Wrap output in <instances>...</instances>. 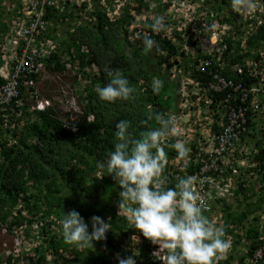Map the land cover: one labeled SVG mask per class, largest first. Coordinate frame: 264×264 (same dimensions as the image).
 <instances>
[{
	"label": "trees",
	"instance_id": "16d2710c",
	"mask_svg": "<svg viewBox=\"0 0 264 264\" xmlns=\"http://www.w3.org/2000/svg\"><path fill=\"white\" fill-rule=\"evenodd\" d=\"M109 1L105 0V4H101V0H95L93 7L84 10L88 19L83 18L79 13L76 17L77 22L73 24L71 35L60 43L59 53L52 54L48 59V67L55 73L65 71L67 63H72L73 69L83 73L86 72L84 71L86 66L93 63L99 66L100 75L92 77V84L83 97L84 115L86 112L87 115L92 114L93 118L85 117L80 120L78 131L74 132L63 125L64 122L57 116L54 109L39 112L36 120L22 124L20 130L0 116V201L2 204L6 202L9 205L12 194H23L26 199H29L30 204L27 207L36 210L35 215L18 216L13 219L9 224V230L16 231L25 221L40 223L41 218L49 214L51 218L60 222L64 212L73 209L77 210L89 223L90 231L92 216L99 215L106 222L110 221L111 229L106 233V239L93 241L92 245L80 250L73 249V257L65 258L63 261L56 260L54 264H118V256L125 257L133 253L137 254V264L159 263L150 255V249L162 253L163 248L158 242L154 244L143 237L133 225H129L126 214H122L117 209L119 185L112 174L99 169L97 164L99 161L106 160L107 154L114 150V144L117 141L115 125L118 121H129L130 138L138 139L146 132L159 128L158 117H163L166 111H177L181 76L178 80L170 78L169 72L163 71L161 65L171 66L170 62L174 59L177 61L179 56L183 59L188 58L193 49L198 56L186 67L189 76L198 83V87L207 85L213 79L211 74L213 68L208 67L207 70L201 71L193 67L194 64L199 63L200 59L212 58V56L204 51L194 34H189L191 29L186 31L188 35L184 43L183 39L186 36L175 32V37L172 38L165 29L154 35L151 26L148 29L152 31L150 38L156 43L153 48L148 49L143 43L148 37L141 34V41L131 39L128 26L132 23V17L126 13L116 18L110 17L107 11ZM148 1L133 0L137 14L142 13L144 8H148ZM222 1L227 5V11L230 13L223 18H220L218 13L220 0H203L200 7L201 9L206 7L207 15H211L212 18L217 17V21L221 19L220 21L225 22L227 32L219 35L217 48L223 51V62L227 65L226 69L221 71L225 76L233 77L235 73L233 66L243 63L250 51L243 53V48L240 47L241 41L236 42L233 37L242 32V17L234 13L233 9V5L240 0ZM261 2L264 5V0ZM259 9H264V6ZM74 11L76 13L80 11L78 6ZM54 12L56 10L50 15L55 20L59 16H54ZM59 13L61 16L63 11ZM258 13L264 20V10ZM207 23L213 22L209 18L199 20L198 27L201 32L206 28L210 31L211 26ZM176 39L184 45L180 46ZM263 41L264 21L249 35L247 44L257 50L262 46ZM234 43L236 48L230 52ZM83 45L88 48V52L80 50ZM214 61L219 63L221 59L215 57ZM113 70H120L134 88L135 91L129 99H118L115 102L99 99L97 88L110 82L112 78L110 73ZM157 79L163 82V86L159 92H154L152 84ZM219 95L222 94L217 96ZM171 99L175 102L172 103ZM31 136L38 137L41 144L35 147L34 143L30 142ZM162 147L167 154L163 173L166 182L163 187L174 188L178 178L185 174L182 172L180 175L177 166L169 162L170 158L177 155V151L169 144H164ZM263 157L264 147L254 155V159L259 160ZM187 171L194 174L195 164H189ZM254 171L264 174V165L255 167ZM259 184L263 186L264 180ZM240 185L243 192H246V209L240 211L235 217L231 212L229 213L231 221L228 223L236 226L226 228L225 238L231 241L233 252L236 245L241 244L245 238L248 243L246 251H241L237 257L232 253L226 258L220 257L214 261V264H246L257 249L262 250V259L258 261V264L264 262V223H259L260 214L264 209V192L254 200L253 185ZM28 192L29 195H27ZM42 208L44 215L38 216ZM204 214L208 217L205 212ZM59 222L56 223V229L57 227L58 229L53 234L48 228L51 222L42 224L43 236L51 241L54 248L68 245L62 232L59 231L61 228ZM123 244L132 246V252L128 248L124 250ZM4 256L5 250L0 251V261Z\"/></svg>",
	"mask_w": 264,
	"mask_h": 264
},
{
	"label": "clouds",
	"instance_id": "9594fccd",
	"mask_svg": "<svg viewBox=\"0 0 264 264\" xmlns=\"http://www.w3.org/2000/svg\"><path fill=\"white\" fill-rule=\"evenodd\" d=\"M94 1H1L0 116L15 126L17 130H20L22 124L36 120L39 112L49 109H54L57 116L64 122L63 125L74 132L78 131L80 120L85 117L86 119L93 118L92 114L87 115L85 112L84 115L83 97L92 84V77L100 75L99 66L96 63L86 66V70H84L86 72L83 73L73 69L72 63H67L65 71L55 73L48 67V59L52 54L59 53L60 43L71 35L73 24L77 22V15L80 13L83 18H86L84 10L93 7ZM100 3H104V0H101ZM260 5L257 7L260 8ZM76 6L80 9L78 13L74 11ZM262 6H264L263 3ZM55 10L53 15L59 16V18L54 20L50 14ZM61 10L63 13L60 16L59 11ZM250 23V21L249 23L243 22L242 32L233 36L234 41H241L240 47H242V40H238L237 37L244 36L246 38V35H250L248 32L252 31L253 33L257 29L258 25L248 26ZM256 23L257 21H255ZM152 28L154 35L164 30L166 28L164 18L162 16L155 18ZM141 34L148 37L143 41L144 46L148 49L153 48L156 42L150 38L152 31L137 29L134 37H138L141 41ZM168 35L170 36V34ZM218 41L217 39L213 44V52L208 51V53L211 56L213 54L219 56L223 62V51L217 48ZM65 44L67 45V43ZM235 48L236 43L230 52H233ZM80 50L89 51L85 45ZM186 73H188L186 74L188 78H186L190 82L184 85L181 80L178 100L182 98L183 101L177 100V111L171 112L172 114L168 117L165 115L170 111H166L163 117H158L159 128L146 132L138 139L130 138L129 121H118L115 125L117 141L114 144V150L107 154L106 160L99 161L97 167L112 174L119 185L117 209L119 212L121 209L123 210L124 213H121L126 214L129 225H133L143 237L151 240L154 244L158 242L163 248V252L160 253V260L163 264H214L218 258H226L230 253L234 254L231 241L225 238L226 228L233 226V223H228L231 221L229 213L233 214V212H228L221 225H217L215 221L211 220L214 217L211 213L212 210L205 212L204 200L193 188L196 183L195 177H193L195 173L190 174L187 171L189 164H195L196 172L198 171L196 155L200 153L202 147H205L204 143H208L212 131L217 129L215 128L217 127L215 123L217 114L213 111L214 109L210 110L205 103L204 91L191 79L188 70ZM110 76L112 78L108 84L97 88L99 99L107 102L129 99L135 90L129 84L128 79L121 74L120 70H113ZM152 86L154 92H159L163 82L158 79L154 80ZM188 101L192 102L191 106L196 108H199L202 103L201 108L208 113L206 119L203 118L204 126H207V129L200 130L198 141L194 139L191 141L182 140V138L190 137L191 134L187 131L177 133L176 122L171 118L173 114L179 112L180 107L181 112L184 113L185 110L182 109V106L185 104L188 107L186 104ZM178 117L180 118V116ZM262 132H264V128L255 134L259 138L257 139L258 143L262 142L264 138ZM30 142L34 143L35 147L41 144L38 137L35 136H31ZM164 144H169L177 151V155L170 158L169 162L171 165L177 166L180 175L182 172L185 174L178 178L174 188L165 189L163 187L166 182L163 173L167 159V154L162 147ZM249 167L252 166L240 168L241 176L236 175V177L241 180L226 191L228 195L236 186L238 187L235 195H241L243 190L240 184L251 186L244 172ZM252 168L254 171L255 167ZM253 174H258L262 180L264 178V174L257 172H253ZM223 176L226 179L232 176L231 168H227L223 172ZM223 183L221 182V184ZM218 191H221V188L212 192V194L215 193L213 199L222 201V196H217ZM261 191L264 192V186ZM243 198H245V194ZM28 200L23 194H12L9 205L6 202L2 204L0 201V251L5 250V256L0 264H3L4 261H7L8 264H54L56 260L63 261L65 258L73 257V249L80 250V248L92 245L93 241L106 239V233L111 229L110 221L106 222L99 215L91 217L90 231L89 223L75 209L64 212L63 219L59 222L51 218L50 214L45 217L42 208L38 214V216L44 215L40 223L39 221L30 223L25 221L16 231L9 230V224L18 216L27 217L36 214L35 208L27 207L30 204ZM212 208L213 206H211ZM204 212L211 218H208ZM255 215L257 216V214ZM232 216L237 215L233 214ZM48 221L51 222L48 228L52 234L58 229V227L56 229V223H60L61 230L59 231L62 232L68 245L54 248L51 241L44 238L42 224ZM259 223L264 222L260 221ZM234 255L237 257L238 253ZM15 256L16 259H14ZM136 257V253L127 257L118 256V264H137Z\"/></svg>",
	"mask_w": 264,
	"mask_h": 264
},
{
	"label": "built area",
	"instance_id": "2783aa9c",
	"mask_svg": "<svg viewBox=\"0 0 264 264\" xmlns=\"http://www.w3.org/2000/svg\"><path fill=\"white\" fill-rule=\"evenodd\" d=\"M252 10L256 13L261 9L255 6ZM258 17L260 18L259 15ZM259 23L260 20L256 24L251 22L248 26L254 27ZM248 33L251 34L252 31ZM248 37L249 35H246V38L237 37L238 40H242V52L249 50L250 53L243 63L233 66L235 72L233 77L223 74L221 69H226L227 65L224 62H219L220 64L215 62V57L220 59L215 54L212 58L200 59L199 63L193 66L201 71L207 70L208 67L213 68L211 71L213 79L200 89L206 92L205 103L217 114L215 118L217 129L212 131L208 143H204L205 147H202L200 153L196 155L198 171L193 175L196 181L193 188L204 200L205 212L212 210L210 197L215 196L212 192H216L218 188L222 190L224 187L225 191H228L232 185L238 183L241 179L236 175L241 176L239 174L241 167H248L246 164L248 156L256 155L264 147V138L258 143L256 139L259 138L255 137L256 132L264 128V124L262 125L264 123V41L256 50L248 46L246 40ZM218 94L222 95L217 96ZM249 165L252 167L264 165V157L259 160L254 159ZM227 168L232 170V176L228 179L223 176ZM160 253L152 249L150 255L163 264ZM260 259H262V250L257 249L246 264H258ZM3 264L8 262L4 261Z\"/></svg>",
	"mask_w": 264,
	"mask_h": 264
},
{
	"label": "rangeland",
	"instance_id": "374dc122",
	"mask_svg": "<svg viewBox=\"0 0 264 264\" xmlns=\"http://www.w3.org/2000/svg\"><path fill=\"white\" fill-rule=\"evenodd\" d=\"M202 3L203 0H149L148 8H144L142 13L140 14H137L136 10L134 9L135 3H133V0H110L108 5L107 4L106 5H107L108 14L112 18L119 17L124 13L132 17V23L128 27H129L131 39L133 40L136 39L137 41H139L138 37H134L135 30L137 29L148 30L149 28H151L155 18L162 16L166 24L165 30L167 34H170V36H172L173 38L175 37V32H177L180 35L186 36L188 35L186 31L188 29H191L189 34H194V36L197 37L198 42L203 47L204 51L213 52L212 50V48H214L213 44H215L220 34H224L225 32H227V27L224 26L225 25L224 21H220L221 19L217 21V17L212 18L211 15H207L208 13H206V9H205L206 7H204V9H201L200 7ZM258 5L262 7V2L259 0H240L236 5H233V9H234V13H238L242 17L243 22L249 23L250 20L253 23H255L254 21L258 22L259 20L260 22H262L263 19L260 16V13H257L258 11L255 13L252 10L253 8H255V6ZM219 6L220 9L218 13L220 18H223L224 15L230 14L227 11V5L222 0H220ZM262 10L260 11L262 12ZM258 15L260 16V18L258 17ZM203 18H205V20L206 19L208 20L209 18V20L213 22L211 24L207 23L211 26L210 31L207 28L205 31L202 32L201 30H199L198 22ZM183 40L185 43L187 40V36ZM176 42L180 46L184 45V43H180L178 39H176ZM191 51L192 54L190 55V57L183 59L179 56L177 61L174 59L173 61L170 62L171 66L167 64L161 65L163 71L169 72L170 78L174 80H178V77L181 76L182 79L181 78L179 79L182 80V84L184 85L185 84L187 85L190 82V80L187 79L188 76L186 74L188 73H186L187 72L186 67L189 66L192 60H194L198 56V53H196L193 49H191ZM180 100L183 101L182 98H180L178 101L181 102ZM171 101L172 103L175 102L173 99H171ZM186 104L188 105V107L185 104L182 106V109L185 110L184 113L181 112V107H180L179 112L177 114H173L171 118H173L176 122L177 133L187 131L191 134L190 137H187L186 139L182 138V140L191 141L192 139H194L198 141L200 137L199 135L200 130L204 131L205 129H207V126H204L205 123L203 122V118L206 119L208 113L201 108L202 103H200L199 108H196L195 106H191L192 102L189 101ZM171 114H172L171 112H168V114H166L165 116L168 117ZM178 116H180L181 119ZM262 134H264V132H262ZM248 158L249 159L246 160V164L249 165L251 164L252 160H254V155H249ZM244 172L246 178L249 180V183L253 185V191L255 194L253 198L255 200L258 198L257 196H259V194L263 192L261 190L264 185L261 187L259 182H262L264 178L262 180L258 174H253V172L255 173L256 171H253L252 167H249L248 169L244 170ZM237 187L238 186L232 189L230 195H228L227 192L225 191V187L220 192L218 191L219 194H217V196L218 195L222 196L223 198L222 201H215L213 199L214 195H212L213 198L212 196L210 197L211 200L210 199L209 200L213 206L211 213L212 215H214L213 219L211 220L215 221L217 225H221L225 221V218L229 211H232L234 215H237L241 210L246 209L247 201L246 198H243V195L246 192L245 193L242 192L241 195L236 196L235 192L237 190ZM118 200L119 199H117L116 202H118ZM120 211L123 212L122 209ZM260 215L261 218H259V222L260 221L264 222V209H263V213ZM209 218H211V216ZM232 225L235 226V224ZM59 230H61V228ZM243 239L244 240L242 241L241 244L236 245L234 254L240 253L243 250L246 251V246L248 243L245 238ZM122 247L124 250L128 248L132 252V248H133L132 246L128 247V245L123 244ZM262 264H264V262Z\"/></svg>",
	"mask_w": 264,
	"mask_h": 264
}]
</instances>
